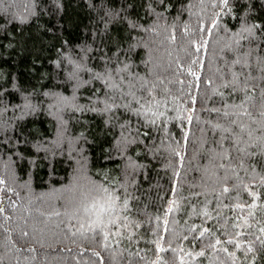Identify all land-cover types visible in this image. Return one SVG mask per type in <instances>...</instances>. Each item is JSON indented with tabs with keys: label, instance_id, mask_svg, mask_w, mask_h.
<instances>
[{
	"label": "trees",
	"instance_id": "1",
	"mask_svg": "<svg viewBox=\"0 0 264 264\" xmlns=\"http://www.w3.org/2000/svg\"><path fill=\"white\" fill-rule=\"evenodd\" d=\"M165 3L168 10L155 0H112L108 7L119 11L120 15L110 20L105 17V27L99 20V10L93 6L95 0H0V90L4 99L0 105L3 109L0 121L5 122L0 132V179L13 189L0 193L5 206L4 214L0 215V264H98V258L92 255L94 251L104 256L103 264H152L157 256L163 257L160 264H171L173 254L155 252L148 243L155 237L146 231H160L155 218L163 219L162 210L175 198L170 195L174 187L180 196L181 211L168 217L169 232L164 234L166 247L170 244L174 248L182 246L199 251L203 247L201 241L190 245L182 239L184 235L191 239L190 226L215 225L220 229L225 218L231 225L236 212L231 207L234 201L228 197L233 193L220 199L218 195L222 187H233L238 179L236 173L260 196L256 203H264V187L260 184V176L264 175V116L260 115L264 110L261 108L264 80L260 79L262 74L258 71L261 62L256 59L261 54L253 51L249 60L253 68L246 70L255 77L248 81L251 99L244 105L250 116H241L242 109H233L237 114L225 119L201 107V98L210 95L204 79L222 66V58L230 60L233 55L227 45L232 44L230 32L236 31L241 23L235 17L247 16L249 24L264 25V8L261 7L264 0H244L252 7L245 8L244 12L235 8L231 16L222 17L223 27L219 31L204 37L208 49L202 58L206 69L201 73L199 91L193 86V78L182 69L177 71V66H189L188 53L193 49L188 41H200L203 34L199 28L209 24L218 9L212 7L211 0H205L203 5L199 0H165ZM149 5L155 8V13H150ZM159 13L163 15L157 19ZM128 21H135L149 31L133 30ZM185 27L189 34L184 32ZM172 34L176 36L175 41L170 39ZM242 43L243 47L235 51L237 56L250 50L246 42ZM130 45H135L130 55L132 70L157 84L158 98L168 95L187 104L190 97L186 93L191 92L196 97L194 107L199 120L194 118L188 126L186 143H177L183 140L185 129L179 125L186 123L184 121H170L166 125L167 133L142 128V132L149 131V137L140 136L128 143L124 139L128 133L113 126L115 122L106 123V116L87 110L73 112L57 104L58 97L45 95L57 93L71 97L73 94L64 79L72 65L62 54L78 60L80 49L90 48L87 64L95 68L100 60L91 57L111 56L117 49L128 62L129 58L123 54ZM58 60L60 66L56 64ZM177 80H183L184 84ZM165 88L168 93L161 92ZM87 95L89 89L80 88L74 103L87 105L84 99ZM243 96L244 93L238 92L227 102L239 104ZM25 97L29 98L32 109L23 107ZM212 100H207L208 108L222 106L213 105ZM51 104L57 106L48 107ZM168 115L173 116L175 112L169 111ZM232 119L236 123L230 125ZM209 121L231 127L236 135L211 128ZM221 136L226 137L222 142ZM175 152L183 156L182 162ZM104 175L109 180L115 178L124 183L133 197L128 215L142 225L136 230L142 237L138 244L125 240L105 251L98 246L90 247L88 241L71 234L79 225L76 219H70L72 209L65 205L72 193L65 189L75 184L79 190L88 180H101ZM240 200L252 202L253 197L241 191ZM11 201H15V207ZM189 201L197 212L207 204L214 219L205 223L206 218L192 213ZM255 211V219L250 220L254 225L251 231L260 235L258 228L264 226V208L258 207ZM56 212L61 215H55ZM4 216H10L11 220L6 221ZM148 221L151 223H146ZM24 231L28 232L27 237L22 235ZM228 231H232L230 227ZM203 243H207V239ZM227 247L232 250L231 245ZM255 248L247 259L237 251L239 259L235 264H251L253 257L255 264H264V251L259 243ZM203 250L204 257L186 258L185 264L189 261L190 264H233L223 252L211 248Z\"/></svg>",
	"mask_w": 264,
	"mask_h": 264
},
{
	"label": "snow or ice",
	"instance_id": "2",
	"mask_svg": "<svg viewBox=\"0 0 264 264\" xmlns=\"http://www.w3.org/2000/svg\"><path fill=\"white\" fill-rule=\"evenodd\" d=\"M159 5H162L165 10H168L169 6L165 3V0H155ZM200 4L203 5L205 0H199ZM112 3V0H95L93 5L99 10V20L103 25L107 26V17L109 20L114 16H119V11H113L112 8L108 7ZM212 7L218 9L213 14L211 21L206 26L199 28V32L203 35L200 41L195 39L189 40L188 44L193 49V52L188 53L189 66L183 68L182 65L177 66V71L183 70L187 75L191 76L194 80V88L200 90L201 73L205 71L206 65L203 62V57L207 53L208 42L204 37H211L214 31H219L223 25L221 19L223 16H231L235 8H239L240 12H244L245 8L252 7L249 4L244 3V0H211ZM264 8V4L261 5ZM150 13H155V8L149 5ZM162 13L157 14L156 18H162ZM241 21L237 26V30L230 32V39L232 44L227 45L228 51L232 52L233 55L230 60L221 59V65L216 67L212 71L210 77L204 79V85L208 89L210 95L206 98H201V107L204 111L209 113L215 112L217 115L227 119L230 116H235L237 113L233 109H242L239 113L241 116H250L251 113L245 109V102L251 97L248 95L250 89L248 88L249 79H255L251 75V71L246 72L253 68L252 63L249 62L252 58L253 51L261 54L256 57L259 60L260 66L258 71L262 74L261 80H264V25L254 23L249 24L247 16L235 17ZM21 22H25L21 20ZM129 27L136 31L147 32L149 29L143 25L135 22L128 21ZM225 31H229L225 29ZM184 32L189 34V29L185 27ZM172 41L176 40L175 34L170 36ZM246 42L249 45L250 50L241 54V56L235 55V51L243 47V43ZM233 44L236 46L233 48ZM135 45H130L128 52L123 55L129 58L128 62L122 58L120 50L117 49L113 55L100 57H91V59H99L100 63L95 67H89L87 64L89 53L92 51L90 48L80 49L79 59H70L66 55L62 54V58L72 65L70 71L64 77L65 83L73 90L71 97L59 95L57 93H45L47 96L58 97L57 104H63L70 108L73 112L77 111H91L100 115L106 116V123L115 122L113 126L118 127L123 132H127L128 135L124 136L126 142L131 143L137 137H149V131H141L142 128H148L154 131H160L167 133L166 125L170 121H184L183 125H179L182 129L183 140L177 141V143H186L188 140V133L190 129L189 125L192 124L193 119L199 120V116L196 115L197 108L194 107L197 103L196 97L188 92L186 95L190 97V101L185 104L181 103L175 97H169L168 95H161L158 98L157 84L149 81L145 77L139 75V73L132 70L133 65L130 62V55L134 51ZM61 61H56L57 66H60ZM193 66H196L195 68ZM82 74H87L82 75ZM243 77V79H242ZM162 84L163 81L161 80ZM177 83L183 85V80H177ZM95 84H99L96 87ZM82 87L89 89V95L85 96L84 99L88 101L87 105H79L74 103L78 97L76 92ZM162 93H168V89H161ZM244 93V96L239 104H229L228 98L234 97L236 93ZM213 97L218 99L212 100ZM25 103L23 105L26 109H32L28 97H25ZM207 100H212L213 105L220 103L221 107L208 108L206 106ZM4 103L3 91L0 90V105ZM57 104H51L48 107H56ZM169 104L172 105L169 108ZM99 105V107H97ZM20 107V105H17ZM261 108L264 109V93L261 96ZM59 110V109H58ZM3 109H0L2 112ZM173 111L175 115L169 116L168 112ZM261 116H264V110L260 112ZM63 123V121H62ZM210 127L218 129L224 133H232L231 127H225L222 124H212L208 122ZM236 120H229V124H235ZM5 126L4 121H0V132L3 131ZM133 132L135 135L133 136ZM226 137L221 136L220 142ZM2 142V141H0ZM143 143V141H140ZM222 146V144H221ZM238 151L245 152L246 155L251 156L252 153L246 152L244 149H237ZM175 155L179 160L183 161V156L179 152H175ZM225 158L227 153L225 152ZM181 163V167H182ZM224 167V165H221ZM238 179L234 183L232 188L227 186L222 187L221 192L218 195V199L225 196L226 194L233 193L228 198L233 202L231 207L235 210L236 215L232 217V223L229 226L227 219L225 223L220 226V229L213 227L197 226L193 224L189 227V233L193 234L191 239L188 235L183 236V240L189 241V244H195L196 241L202 242V249L199 251L186 250L184 247H172L170 244L165 246V235L169 232L168 217L174 213L181 211L180 196L177 189L174 187L171 190L170 195L175 197L167 202V208L163 209V219L157 216L155 219L159 223L157 227L160 228L159 232H152L151 229L146 231V234H150L154 239L148 241L153 246V250L157 253L171 252L173 254L171 258V264H185L186 258L195 260L205 256L204 248H211L216 252H223L229 258L232 259L233 264L239 259L237 257V251H240L244 255L245 259L249 253L256 251L255 245L259 243L261 250L264 251V226H260L258 231H251L254 225L250 220L255 219L256 209L264 208V203L257 204L256 201L260 200V196L257 192L252 190L248 184H244L243 178L239 177V174H235ZM179 177V172L176 173ZM227 179V177H225ZM260 184L264 187V175L260 176ZM7 181L0 179V193L12 192L13 189L6 186ZM72 193V195L66 200V207L72 209L70 219H76L78 227L76 231L72 232L73 236L79 235L84 240L89 242V246H98L105 251H109L113 244L119 245L123 241L127 240L130 243L138 244L142 237L137 235V231L141 228V224L130 219L128 213L130 211V200L133 199L131 194L128 192V188L124 183L119 182L113 178L109 180L106 175L101 180H88L84 185H81L79 190L75 184L65 189ZM243 191L247 195L253 197L252 202L241 201L240 193ZM19 195V193H15ZM195 195H199L196 193ZM10 199V198H9ZM188 200L187 197L183 198ZM13 207H15V201H11ZM228 207V205H224ZM189 207L194 215L203 216L205 223L207 220H212L214 217L207 210V204L200 211L197 212L196 207L189 201ZM5 206L4 200L0 198V215L4 214ZM246 213V214H245ZM68 214L67 212L65 213ZM55 215L60 216V212H56ZM220 213H217L219 216ZM4 219L11 220L10 216H4ZM146 223H151L148 221ZM2 227V226H0ZM231 228V232L228 228ZM199 229V230H198ZM71 231V228L69 229ZM7 231V229H5ZM217 231H220V235H217ZM24 237L28 236V232H22ZM136 237V239H134ZM223 237V239L221 238ZM212 238V239H209ZM207 239V243L203 241ZM227 245L232 246V250H229ZM87 249H85L86 251ZM20 251V249H17ZM28 251H34V249H28ZM83 255V251L81 252ZM93 256L98 258V264H103L104 256L99 251H94ZM139 255V252H137ZM143 259V257H141ZM163 257L157 256L156 260L152 264H160ZM168 264V262H165ZM190 264V261H189ZM251 264H255V257H253Z\"/></svg>",
	"mask_w": 264,
	"mask_h": 264
}]
</instances>
